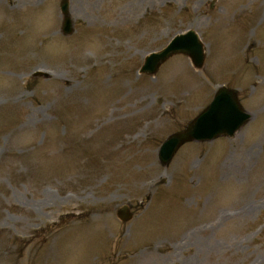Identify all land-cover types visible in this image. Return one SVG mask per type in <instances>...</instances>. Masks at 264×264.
<instances>
[{
  "label": "rangeland",
  "instance_id": "rangeland-1",
  "mask_svg": "<svg viewBox=\"0 0 264 264\" xmlns=\"http://www.w3.org/2000/svg\"><path fill=\"white\" fill-rule=\"evenodd\" d=\"M60 3L0 0V264H264V0ZM187 30L203 70L140 75ZM222 85L251 121L162 167Z\"/></svg>",
  "mask_w": 264,
  "mask_h": 264
},
{
  "label": "water",
  "instance_id": "water-1",
  "mask_svg": "<svg viewBox=\"0 0 264 264\" xmlns=\"http://www.w3.org/2000/svg\"><path fill=\"white\" fill-rule=\"evenodd\" d=\"M62 11L66 16L63 32L71 34L73 28L68 12V0H63ZM175 54L188 55L199 69L205 62L202 42L198 35L189 31L185 35L178 36L164 51L151 55L142 73L155 74L160 66ZM249 119L250 115L246 114L239 104L237 92L222 88L217 93L214 102L184 132L169 138L161 149L160 160L164 166H167L177 150L187 142L210 141L221 135L233 136ZM119 216L124 222L132 218V214L126 207L119 211Z\"/></svg>",
  "mask_w": 264,
  "mask_h": 264
},
{
  "label": "bare ground",
  "instance_id": "bare-ground-1",
  "mask_svg": "<svg viewBox=\"0 0 264 264\" xmlns=\"http://www.w3.org/2000/svg\"><path fill=\"white\" fill-rule=\"evenodd\" d=\"M97 90V87H94V91L93 92H95ZM98 96V95H97ZM97 103H98V101H96ZM98 105H99V103H98Z\"/></svg>",
  "mask_w": 264,
  "mask_h": 264
}]
</instances>
